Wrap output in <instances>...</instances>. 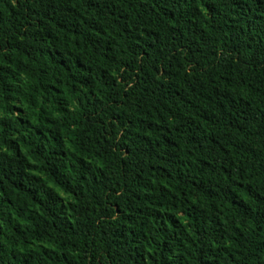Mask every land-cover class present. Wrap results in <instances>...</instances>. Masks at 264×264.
<instances>
[{"label": "trees", "instance_id": "16d2710c", "mask_svg": "<svg viewBox=\"0 0 264 264\" xmlns=\"http://www.w3.org/2000/svg\"><path fill=\"white\" fill-rule=\"evenodd\" d=\"M0 264H264V0H0Z\"/></svg>", "mask_w": 264, "mask_h": 264}]
</instances>
